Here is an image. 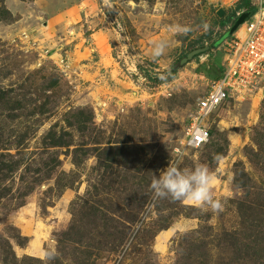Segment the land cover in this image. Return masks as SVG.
I'll return each mask as SVG.
<instances>
[{
    "label": "rangeland",
    "instance_id": "1",
    "mask_svg": "<svg viewBox=\"0 0 264 264\" xmlns=\"http://www.w3.org/2000/svg\"><path fill=\"white\" fill-rule=\"evenodd\" d=\"M62 12L66 28L49 37L68 42L66 75L55 51L39 61L14 41ZM221 19L212 0H0V155L20 163L0 181V264H264V91L231 96L206 119L208 142L190 149L179 141L223 71L206 65L222 44L164 81L221 39ZM170 160L216 171L223 211L153 199L152 175Z\"/></svg>",
    "mask_w": 264,
    "mask_h": 264
},
{
    "label": "built area",
    "instance_id": "2",
    "mask_svg": "<svg viewBox=\"0 0 264 264\" xmlns=\"http://www.w3.org/2000/svg\"><path fill=\"white\" fill-rule=\"evenodd\" d=\"M241 0H212L216 14L220 9L234 10ZM255 11L230 37L221 44L225 54L222 76L211 82L209 90L197 101V112L190 124L184 130L180 139V148L199 149L209 140V128L206 119L221 107L229 98L238 100H252L259 91H264V17H258L257 12L264 5L252 0ZM243 10L236 12L240 17ZM228 24L224 33L229 31ZM242 28V31L240 30ZM73 35V33L71 34ZM62 39L58 47L52 44H44L38 37L29 31L22 30L14 38L16 45H24L27 49L35 50L39 61L53 59L52 54L58 56L54 64L61 68L62 73L67 74V57L63 56ZM62 44V45H61ZM57 53V54H56ZM65 54V53H64ZM54 60V59H53ZM39 67L41 63H38ZM63 67H65L63 69ZM180 152L179 148H176Z\"/></svg>",
    "mask_w": 264,
    "mask_h": 264
},
{
    "label": "clouds",
    "instance_id": "3",
    "mask_svg": "<svg viewBox=\"0 0 264 264\" xmlns=\"http://www.w3.org/2000/svg\"><path fill=\"white\" fill-rule=\"evenodd\" d=\"M257 2L260 5H264V0H257ZM257 16L264 17V7L260 8ZM169 30L187 35L191 31V28L188 26L172 25L169 26ZM166 47L167 45L163 41L156 43L152 51L153 57L163 55ZM217 183V172L211 170L205 164L198 163L192 168H181L178 162L170 160L168 167L160 170L159 176L153 173L150 190L153 193V199L170 198L172 201H180L194 206L202 212L211 211L213 214H218L223 211L224 204L215 195Z\"/></svg>",
    "mask_w": 264,
    "mask_h": 264
},
{
    "label": "crops",
    "instance_id": "4",
    "mask_svg": "<svg viewBox=\"0 0 264 264\" xmlns=\"http://www.w3.org/2000/svg\"><path fill=\"white\" fill-rule=\"evenodd\" d=\"M64 14L65 13L62 12V13H58V14H55V15H51L48 18H43V20H45V22L42 23L43 24V26H42L43 29L37 27V28H34V29H31V28L30 29H27V28H25L24 30L29 31L33 36L38 37L41 40L42 43H44V44H52L51 45L52 47H56V46L58 47V45H60L59 41L62 40V39L60 38L59 40H56V39H54V37L53 38L52 37H49V35H50L49 33L50 32L56 33L57 31H60V30H63V29L66 28V26H67V23H66L67 22V18L64 16ZM92 37H94V39H92V40L95 43V40H96L95 39V33L92 34ZM67 43L68 42H66L65 44H63V43L62 44L66 46ZM101 43H103V42L100 41V42L97 43V41H96V43H95L96 44L95 45L96 48L94 47L95 51L98 50L99 46L103 45ZM67 46H66V48H67ZM76 50H77V45H76L75 51ZM82 52H85V50H82ZM98 52H99V55L97 56L98 59L92 58V59H95V60H92V61L94 62L95 67H97L98 69H100V68L101 69H104V67H101L103 65H101L102 64L101 63L102 55H100V49L98 50ZM207 57H208V55H207ZM209 57H211V56L209 55ZM224 60H225V57L220 56L218 54L216 56L214 55L213 57H211L207 61V63H206L207 68L211 69L214 66H215V68H218L217 66H219V65H220L219 68L221 66L223 68ZM89 63L93 64L88 59L85 65L87 66ZM107 71H109V70H107ZM100 82L102 83V80L101 79H100ZM30 250H32V249H29V251Z\"/></svg>",
    "mask_w": 264,
    "mask_h": 264
},
{
    "label": "trees",
    "instance_id": "5",
    "mask_svg": "<svg viewBox=\"0 0 264 264\" xmlns=\"http://www.w3.org/2000/svg\"><path fill=\"white\" fill-rule=\"evenodd\" d=\"M239 10H243L244 13L245 12H248L249 16L250 17L252 15V13L255 11V7L253 6L252 4V0H241L238 5L235 7L234 10H231V11H227L226 15L222 17L221 21L225 22L226 23H230L231 26L234 25V23L236 22V20L239 18V17H236V12L239 11ZM234 13V15H233ZM226 23H225V27H226ZM223 26H224V23H223ZM224 36V35H223ZM223 36L221 37V39L219 40H216V41H213L211 44H209L210 46V51L212 52L213 50H216L218 48L219 45H221L222 43V38ZM205 47V46H203ZM206 54H210L209 51L206 52V53H203V54H200L198 56H196L194 59L202 56V55H206ZM185 56V55H184ZM149 68L152 69L153 65H150V63L148 64ZM151 66V67H150ZM141 69V67H139ZM211 68V67H210ZM212 70L215 69L214 67L211 68ZM143 70V69H141ZM144 71V74L145 76L148 78V80H154L155 81V78L157 77V81L161 79L162 75L158 74V73H155V74H158L156 77H153L149 72ZM176 72L172 70L168 71L167 72V75L168 77L166 78V80H164L165 82L170 80L171 78H173L175 76ZM164 75V74H163ZM166 75V76H167ZM221 76V74H220ZM219 76V77H220ZM164 83V82H163ZM12 158L10 157V155H0V181L1 183L7 181V178H9L10 175H13L15 171H18L19 168H20V163L19 161L17 163H15V161L11 160Z\"/></svg>",
    "mask_w": 264,
    "mask_h": 264
},
{
    "label": "water",
    "instance_id": "6",
    "mask_svg": "<svg viewBox=\"0 0 264 264\" xmlns=\"http://www.w3.org/2000/svg\"><path fill=\"white\" fill-rule=\"evenodd\" d=\"M220 17H223L226 14V11L223 9H220L217 13ZM249 14L248 12L243 13L234 23V25L229 29L227 33L224 34L222 38V42L226 40L228 37H230L248 18ZM210 50L209 46L201 47V48H196L189 53H187L185 56H183L180 60H178L174 67L173 70L176 72L180 70L182 67H184L186 64H188L190 61H192L196 56L206 53Z\"/></svg>",
    "mask_w": 264,
    "mask_h": 264
},
{
    "label": "bare ground",
    "instance_id": "7",
    "mask_svg": "<svg viewBox=\"0 0 264 264\" xmlns=\"http://www.w3.org/2000/svg\"><path fill=\"white\" fill-rule=\"evenodd\" d=\"M241 32L242 31V28H240ZM103 44V43H101ZM175 229H170L164 233H160L159 236H158V245H157V248L158 249H164L165 248V242L168 240V238L173 234Z\"/></svg>",
    "mask_w": 264,
    "mask_h": 264
}]
</instances>
